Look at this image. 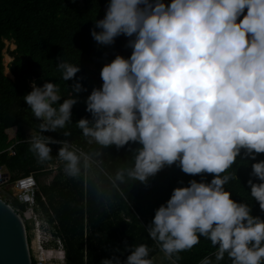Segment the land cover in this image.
<instances>
[{
  "label": "clouds",
  "instance_id": "clouds-1",
  "mask_svg": "<svg viewBox=\"0 0 264 264\" xmlns=\"http://www.w3.org/2000/svg\"><path fill=\"white\" fill-rule=\"evenodd\" d=\"M93 24L94 41L111 45L124 35L131 54L102 67V84L84 100L91 118L76 121L82 135L104 147L138 145L130 148L127 175L140 182L174 163L185 174H213L210 182L175 187L155 209L149 236L166 256L203 237L216 262L226 256L230 264H264V219L225 187L241 149L252 160L264 153V0H108ZM56 60L60 78L73 81L71 94L60 103L56 83L37 86L33 79L23 96L41 133L64 128L87 91L76 77L79 65ZM29 143L39 161L51 158V144H61L65 172H79L80 157L67 141L33 135ZM251 169L259 183L247 181L249 195L264 211V160ZM147 256L140 244L123 262L113 256L101 264H152ZM198 264L213 260L204 256Z\"/></svg>",
  "mask_w": 264,
  "mask_h": 264
},
{
  "label": "trees",
  "instance_id": "trees-1",
  "mask_svg": "<svg viewBox=\"0 0 264 264\" xmlns=\"http://www.w3.org/2000/svg\"><path fill=\"white\" fill-rule=\"evenodd\" d=\"M107 3L108 0H0V167H6L15 176L33 174L40 186L41 178L53 173L50 166L57 165L52 183L42 186L40 192L60 226L66 264H101L113 256L123 262L140 244L148 249L146 259L152 261L164 253L160 243L148 234L155 209L170 198L175 187L187 186L191 179L210 182L213 178V174H185L174 163L140 182L127 175L134 163L130 148L138 145L132 143L117 149L114 145L89 143L90 138L76 127L80 118H91L85 111L84 100L94 87L102 84V67L118 54L126 58L131 54V49L126 47L128 37L124 35L116 37L111 45H100L90 35L93 21L103 18ZM5 41H12L16 46L10 55L17 68L21 56H31L41 65L44 82L58 85L60 103L71 94L73 81L60 78L56 58L60 56L79 65L76 77H82L81 83L87 91L79 94L72 117L64 128L40 132V120L32 115L23 100L32 90L30 80L20 73L12 80L5 73ZM26 126L36 135L67 141L70 150L80 157L79 172L74 176L65 172V162L57 155L61 144H51V158L39 161L30 150ZM11 150L14 155L10 154ZM260 160H264V153L252 160L241 149L236 163L228 170L234 178L225 187L235 201L250 205L253 216L264 219V211L250 197L247 183L249 179L259 183L250 173L251 164ZM118 172L123 179H117ZM214 251L210 242L201 237L193 248L168 257L172 264H198L204 256L214 262ZM219 264H230V261L225 256Z\"/></svg>",
  "mask_w": 264,
  "mask_h": 264
},
{
  "label": "built area",
  "instance_id": "built-area-1",
  "mask_svg": "<svg viewBox=\"0 0 264 264\" xmlns=\"http://www.w3.org/2000/svg\"><path fill=\"white\" fill-rule=\"evenodd\" d=\"M10 154L15 153L11 150ZM38 195H41V202H38ZM0 199L23 225L32 264H66L64 240L59 235L60 226L33 174L15 176L6 167H0ZM53 259L58 263L52 262Z\"/></svg>",
  "mask_w": 264,
  "mask_h": 264
},
{
  "label": "water",
  "instance_id": "water-1",
  "mask_svg": "<svg viewBox=\"0 0 264 264\" xmlns=\"http://www.w3.org/2000/svg\"><path fill=\"white\" fill-rule=\"evenodd\" d=\"M15 78L18 73L26 79H35L37 86H42L43 70L31 56H21L17 68L13 61L9 68ZM6 194V192H3ZM0 264H32L28 239L17 215L0 199Z\"/></svg>",
  "mask_w": 264,
  "mask_h": 264
},
{
  "label": "rangeland",
  "instance_id": "rangeland-1",
  "mask_svg": "<svg viewBox=\"0 0 264 264\" xmlns=\"http://www.w3.org/2000/svg\"><path fill=\"white\" fill-rule=\"evenodd\" d=\"M15 49H16V46L12 41H5V49L3 52L4 53L5 73L12 80H14L15 78L13 76L10 77L7 73H10V71H9L10 64L14 61V58L10 55V52L14 51ZM5 57H9L10 60L6 61ZM25 132H26L27 138L29 140H31V137L33 135H36L35 131L32 128H30L29 126L25 127ZM50 169L53 170V173L50 175L47 174L45 177L41 178V182H40V186H39L40 188H42V186H49L52 183L54 177L56 176L57 165L56 166H50ZM27 224H29V223H27ZM28 229L31 230L32 227L29 226ZM52 262L58 263V261L56 259H53Z\"/></svg>",
  "mask_w": 264,
  "mask_h": 264
},
{
  "label": "crops",
  "instance_id": "crops-1",
  "mask_svg": "<svg viewBox=\"0 0 264 264\" xmlns=\"http://www.w3.org/2000/svg\"><path fill=\"white\" fill-rule=\"evenodd\" d=\"M152 264H172V262L170 261V258L168 256H166L164 253H159L158 255H156L153 259H152ZM221 263V261L216 262L214 260L213 264H219Z\"/></svg>",
  "mask_w": 264,
  "mask_h": 264
},
{
  "label": "bare ground",
  "instance_id": "bare-ground-1",
  "mask_svg": "<svg viewBox=\"0 0 264 264\" xmlns=\"http://www.w3.org/2000/svg\"><path fill=\"white\" fill-rule=\"evenodd\" d=\"M5 59H6V61H9L10 60V58L9 57H5ZM10 77L12 76V74L11 73H7Z\"/></svg>",
  "mask_w": 264,
  "mask_h": 264
}]
</instances>
